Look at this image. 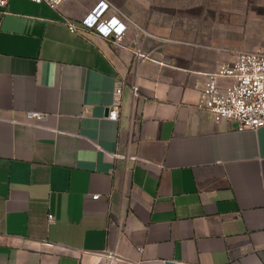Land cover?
<instances>
[{"label":"crops","instance_id":"0c3cea01","mask_svg":"<svg viewBox=\"0 0 264 264\" xmlns=\"http://www.w3.org/2000/svg\"><path fill=\"white\" fill-rule=\"evenodd\" d=\"M99 1L0 6V264H264V125L199 104L255 35L241 0H102L120 42L68 29Z\"/></svg>","mask_w":264,"mask_h":264},{"label":"built area","instance_id":"2783aa9c","mask_svg":"<svg viewBox=\"0 0 264 264\" xmlns=\"http://www.w3.org/2000/svg\"><path fill=\"white\" fill-rule=\"evenodd\" d=\"M8 0H0L4 6ZM45 3L56 8L64 0H28ZM108 4L102 0L87 13L79 23L68 22L70 31L89 29L97 35L120 42L127 29L126 24L116 16H104ZM200 88L199 104L210 114L214 123L221 120L232 121L236 131L256 130L264 125V51L237 49L231 60L223 62L215 71L205 75ZM221 79H229L226 85L220 86ZM135 95L137 87L131 88ZM121 87H115L112 101L108 106L107 119H118L121 103ZM25 118L39 121L42 113L26 111ZM117 156V154H114ZM135 158V157H134ZM93 199L98 195H92ZM52 220L53 216L48 215ZM141 252L142 248H138ZM109 264V263H108Z\"/></svg>","mask_w":264,"mask_h":264},{"label":"rangeland","instance_id":"374dc122","mask_svg":"<svg viewBox=\"0 0 264 264\" xmlns=\"http://www.w3.org/2000/svg\"><path fill=\"white\" fill-rule=\"evenodd\" d=\"M255 2H256L255 12L248 11L247 0L245 1L241 0L240 2L242 7L241 9L244 10L241 12L243 30H247L249 23L248 21L251 18V20L254 21L253 26L255 28V35L250 40L248 36L245 38L242 35V39H241L242 41L239 48L242 50H246V49H252L249 48L250 46H256V49L264 51V0H256ZM243 3H246V8H243L244 5ZM178 4H180V1L178 2ZM249 41H251V43H249ZM252 41H255V43H253Z\"/></svg>","mask_w":264,"mask_h":264}]
</instances>
